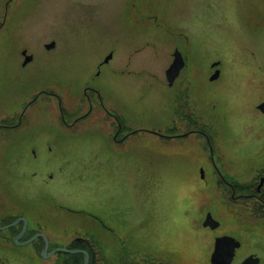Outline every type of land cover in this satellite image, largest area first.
Listing matches in <instances>:
<instances>
[{"label":"rangeland","instance_id":"obj_1","mask_svg":"<svg viewBox=\"0 0 264 264\" xmlns=\"http://www.w3.org/2000/svg\"><path fill=\"white\" fill-rule=\"evenodd\" d=\"M178 1L180 2L178 6H181L180 12L182 14L187 13L189 9L190 13H187L186 16L191 21L201 18L199 14L206 9L202 18L207 23L201 28V31L208 33V49L216 46L211 33L215 31L218 33V54L206 61H202V65L207 67L215 59H220L223 73L219 80L206 82L208 88L220 90L225 97L230 98L234 90H240L243 94L245 90L250 95L256 89L264 87V0ZM107 2L112 8L111 11L109 10L105 14L104 9ZM133 2L136 4L135 7L132 6ZM117 4L116 6L115 0H11L10 2L9 0H0V26L4 24L0 28V114H2L3 109H9L17 99L20 87L13 82L12 77L15 75L16 55L20 53L22 46L28 47L34 53L41 52L42 56L46 52L54 55L60 50L66 53H74L77 51L75 46L77 30L81 27L79 26L77 29L78 22L88 20L98 24L105 20V25H102L103 27L99 30L88 28L92 31L88 33V36L93 42L89 41L90 43L86 47L94 46L95 51L96 43L109 42L97 40H104L105 37L116 32L117 28L119 29L116 21L120 19L121 11H124L123 17L125 20H139V12H136L138 9L145 14L144 19L154 21L166 19L163 8L172 10V7L174 9L178 7L173 6L172 0H122L117 2ZM117 10L118 14L116 16ZM153 10L159 13H155ZM157 14H159V17L156 16ZM87 25H90V23ZM173 27L177 31H186L184 27ZM148 30H151V28H145L143 31V38L141 37L143 43L139 44L140 46L153 39L154 34L149 32L153 35L150 36ZM45 36L47 37L45 41H49L51 38L57 39V50L47 51L43 48L42 37ZM162 36L159 39H164L170 45L175 41L168 34L165 38ZM10 56L14 57L8 62L7 60L4 61L3 57ZM95 58L96 55L93 53L88 60L83 58L75 63L74 54H63L60 78L63 83L62 88L65 99L71 95L70 91L76 89L74 87L76 85L75 82L91 70ZM200 58L198 56L197 60L199 62ZM115 61L120 63L122 57L119 56ZM54 62L53 60L52 65H46L48 73L50 70L55 69ZM16 72V74H20L18 70ZM40 73L44 74V72ZM87 77V75L84 77L83 82ZM122 91L125 93L123 101L121 100V95L117 92H114V96H110L108 101V105L112 108L116 107L122 116L129 120L137 118L143 121H154L163 117L162 113L157 109L156 100L145 99L139 102L134 98L133 91ZM78 96L79 93L76 90L71 101L76 100ZM148 107L151 109L148 110ZM55 109H57V106H55ZM235 121H233V124ZM209 125L213 126L212 124ZM237 126L238 123L235 124V127ZM104 128L105 121L97 119L84 124H77L73 133L75 137L71 135L67 140L70 143L73 141L77 143L73 147L80 146L83 148L81 144L101 147L103 142L98 139V135L101 136V130ZM47 129L50 128H44V130ZM41 131L40 127L33 126L31 128L32 133ZM82 131L87 134H82ZM232 132L236 133L234 130ZM42 135L45 137L44 133ZM147 137L152 138L153 136L148 135ZM103 141L106 142V140ZM145 142L133 139L128 141V144H123L116 149H112V147L107 145L106 147H109L110 150L106 152L108 154L106 161L102 156L96 155L95 158L101 167L98 166L99 175L93 177L96 191L94 196L89 195V190L92 189V186L89 185L70 184V191H61L62 201L68 202L74 207L81 201L86 203V199L95 198L96 202L106 203L111 209L108 213L105 211L102 213L95 212V215L83 218L82 213L47 206L48 197L39 190L29 188L20 174L16 173L15 179L12 178L9 182L8 177L10 175L13 176L10 173V166L19 164L22 155L12 150L15 146L9 140L0 137V199L3 200L0 202L2 204L9 202L15 212L18 211L17 214L24 217L29 227L34 228L30 233L40 231V233L47 235L52 246H64L73 238L77 239L79 236H86L80 230V227H89L95 231L94 237L97 241L102 242L104 239L108 242L109 246H103V248L106 252L112 254L107 259L116 264H147L146 258L150 254H144L143 251H148L155 239L160 245L162 238L169 242L175 254L183 249L181 242H187L188 251L183 254L190 257L189 252H191L192 256L197 250L200 253L197 257H191L188 261L190 262L189 264H203L201 261L203 259H201L203 251L200 249L203 243L202 237L204 236H191L185 230H179L182 222L185 221L183 219L185 204H183L184 202L180 203L181 197H185L186 191L188 192L191 186L194 185L191 182L186 184L190 185L186 188L182 186L186 183V180L180 178V171L179 173L175 172L174 176V172L171 171H153L150 168L142 170L149 172V174L161 173L167 177L166 182L173 181L174 177L178 178L177 183L168 184L167 188L159 194L162 195V208L165 212H167V208L164 204L166 203L170 206L169 216L171 224L169 226L171 230L163 235L144 231H128L129 228L135 226L136 220L140 217L144 200L151 203L155 199L152 192L143 194L141 177L137 172L139 170L132 167H136L142 150L147 154L150 151L157 150V144ZM196 146L197 148L199 147L198 145ZM188 151L190 152L192 149L188 148ZM193 151L196 152L197 150ZM149 155L151 156L150 158L157 156L155 153ZM174 158L178 159L177 157ZM105 164H107L106 168L111 167L109 173L106 172L107 169L102 170ZM190 174L194 177L196 172H191ZM196 176L199 177V171H197ZM105 183L107 185L104 186ZM148 188L150 189V187ZM78 197H81L82 200L78 199ZM17 205L19 206L17 207ZM50 210L53 213H50ZM106 226L109 228H106ZM228 231L232 233L231 228ZM6 233L2 232L0 235V249H5L9 254H19L23 253L24 250L30 249L33 255V249L28 245L20 246L17 245L18 243H13L12 235H3ZM58 256L49 257V255H46L43 257L42 264H56L55 257ZM6 259V264H12L8 260V256H6ZM148 259L152 262L157 261L156 258Z\"/></svg>","mask_w":264,"mask_h":264},{"label":"flooded vegetation","instance_id":"obj_2","mask_svg":"<svg viewBox=\"0 0 264 264\" xmlns=\"http://www.w3.org/2000/svg\"><path fill=\"white\" fill-rule=\"evenodd\" d=\"M180 27H184L186 31H179L180 36L173 37L175 41L171 45L164 39H159L161 37L159 35L160 32H157L152 40L154 50L151 52L145 51L143 45H139L143 43V25L142 22L137 19L123 20L116 32L111 33L105 37L104 40H97L109 41L107 43H99L103 46V49H108V53L112 52L114 57L115 54L124 56L127 62L111 68L107 67V63L101 60L96 64L94 71L90 75V82L92 81L100 86L95 87L86 84L83 88V93L89 100L90 108L93 107V103L96 102L103 113L112 114L110 109L107 110L106 101L108 97L103 88L111 86L110 78L111 80L113 78L114 81L119 79L120 85L123 88L129 86L136 88L138 99H144L152 95L161 103L162 112L164 114L172 112L173 115L166 128L168 130H173L175 128L173 125L175 122L190 121L192 116L196 113L199 114L197 118L206 116L207 109H209V113L214 114V107L208 106V104L212 103V100L207 99L204 88L206 74L205 72L200 73L197 66L189 67L190 59H192V53L190 51L191 43L189 41L190 36L187 35L188 30L186 26ZM84 28H77V37L75 39L77 51L73 53L75 63L80 59L91 56L95 52L85 46L90 43L89 41L93 42L88 36V33L92 31L88 28H94L95 30L96 26L87 25L84 26ZM169 32L171 33L170 30ZM156 37H158L157 40H155ZM162 37L165 38V36ZM177 49L181 51L185 59V65L172 84L167 79V67L160 70L162 74H158L154 72L155 70L143 64L144 59H153L152 55H155L154 59L170 58L171 61H173L174 53ZM63 54V52H56L54 55H51L50 52H46L37 60L33 57L32 60L27 63H25L24 58L23 61L17 58L15 61V75L12 77L13 82L17 83L20 87V101H18L16 105L22 102V98L26 97V95L36 87L40 88L37 91L39 95L32 98L34 102H36L40 96H43L49 97L51 100L57 98L58 103H61L62 95L59 90L63 87L60 78L61 66L63 65ZM49 55H51V57H48ZM12 57L14 56L7 58V62ZM53 60L55 61V69H49L50 72L48 73L46 65H52ZM17 70L20 74H16ZM40 72H44V74ZM83 77L84 76H82L80 80ZM46 87H55L57 91ZM78 93H80V90H78ZM211 95L217 98L218 91L211 92ZM92 96L95 97L99 103L92 99ZM79 98L80 95L78 96L76 106H73L71 112L73 114L72 117H69L68 114L66 116L63 108L60 106V117L58 115L53 116L52 118L54 121L49 123L33 118V114L36 110L41 113L44 109L35 108L33 110L35 105H28L25 108L24 104L22 110L14 108V106L9 112L10 114L8 113L0 117V137L9 140L11 144L15 146L12 150L22 155L19 164L11 165L10 172L13 176L10 175L8 177L9 182L12 178L15 179L16 173L21 175L22 173H27L30 168L34 167L37 168V170H34L32 182L30 181L31 184L43 191L49 192V197H51L52 194H57V185H61L59 179V170L62 164L61 161L59 163V160L61 157L64 158V156L70 153L77 155L78 153L81 154V152L86 153L89 151L88 149L76 148L70 152V148L63 146V141L67 139L63 136L62 132L64 125L72 131L78 120L86 118L85 116H87V113L90 116L91 110H88L84 115L74 114L82 110V108L79 109ZM114 119L117 120L116 124L118 125L114 132V135H116L115 139L122 143H124L130 135L138 133V130L145 129L143 126H134L127 122L123 124L122 119L117 116L116 118L114 117ZM50 125L51 129L44 130V128ZM33 126L40 127L42 131L39 133H32L31 128ZM199 132L203 135H207L203 131ZM43 133L45 135L47 133L50 135L49 140L42 135ZM68 134L71 135V133ZM182 134L184 138H179L178 136ZM118 135H122V138L117 139ZM190 135H192V133L169 131L163 132V139L183 140ZM208 143L210 146L212 145L210 138ZM217 144L218 152L214 155V152L210 151L211 157L204 155L199 158V155L170 150L158 153L157 156H153L151 160H149V158H144L137 166L142 170L147 168L159 170L176 167L177 169L189 171L198 168V170L215 173V179L204 175L203 179L199 181V189H201L203 196L199 197L202 202L198 203V207L201 209V217L198 220H200L203 225L209 212L205 204L208 201H212L211 199H206V196L214 193V201L218 205L216 206V216L218 218L231 216L234 219L233 229L237 234L253 236L251 242L246 241L242 244L241 248L245 247L253 250L250 254L264 252V149H257L264 145V138H256L249 135L236 139L230 143H227L225 139L221 138L218 140ZM172 145H175V143ZM30 155L32 157H30ZM193 161L200 163H193ZM89 166L90 165L86 162L81 161L80 158H75L74 168L80 169ZM47 169L52 170L45 176V171ZM50 204H52V202H50ZM0 206H4V204H0ZM0 213V219H11L14 217L13 219L16 220L24 218L19 214L17 217V213L13 211L11 206L4 208ZM220 222V225L216 229L222 227L223 222ZM8 223L9 222L2 224L6 225ZM22 228L23 226L21 230ZM206 229L210 228L206 226ZM79 248H81V246ZM250 254L240 257L237 252L234 264H241ZM78 259H82V256L79 255ZM93 264H95V262H93Z\"/></svg>","mask_w":264,"mask_h":264},{"label":"bare ground","instance_id":"obj_3","mask_svg":"<svg viewBox=\"0 0 264 264\" xmlns=\"http://www.w3.org/2000/svg\"><path fill=\"white\" fill-rule=\"evenodd\" d=\"M245 94H248V92H245ZM244 94V95H245ZM94 116L95 115H93L92 117H91V119H93L94 118ZM238 117H236V119H237ZM240 118V117H239ZM172 144H174L175 142H171ZM155 144H157V146H159L160 144L158 143V141L155 139ZM175 145H178V144H176L175 143ZM188 180H190V178H188ZM186 247H187V242H186ZM178 260H179V262H183V261H186V260H189V256H186L185 254H182L181 256H180V258L178 257Z\"/></svg>","mask_w":264,"mask_h":264}]
</instances>
